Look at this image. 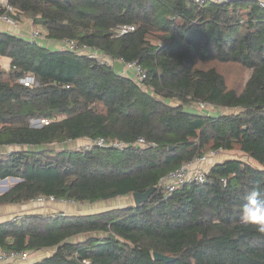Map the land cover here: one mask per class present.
Masks as SVG:
<instances>
[{"label": "trees", "instance_id": "trees-1", "mask_svg": "<svg viewBox=\"0 0 264 264\" xmlns=\"http://www.w3.org/2000/svg\"><path fill=\"white\" fill-rule=\"evenodd\" d=\"M8 3L46 37L136 61L145 78L141 84L84 54L0 31V55L9 58L0 67V146L10 148L0 151V179H18L0 192V204L39 195L91 203L153 189L137 205L2 221L0 248H53L29 264H264V234L239 219L247 193L257 185L264 192V6L257 0ZM120 24L134 29L117 35ZM228 64L248 72L242 87L227 84L221 67ZM28 74L35 84L19 81ZM197 100L231 110L210 115L186 107ZM35 118L48 122L32 125ZM99 136L127 145H69ZM138 137L147 143L137 144ZM209 148L241 154L212 164L205 182L170 192L159 184ZM84 233L90 235L73 239ZM154 251L173 259L156 260Z\"/></svg>", "mask_w": 264, "mask_h": 264}, {"label": "built area", "instance_id": "built-area-1", "mask_svg": "<svg viewBox=\"0 0 264 264\" xmlns=\"http://www.w3.org/2000/svg\"><path fill=\"white\" fill-rule=\"evenodd\" d=\"M197 4H203L206 0H191ZM260 6H264V0H257ZM0 7L3 9V12L0 13V20L7 22L9 24H16L17 9L8 3V0H0ZM134 29L133 24H120L116 27L115 32L117 35H121L125 32ZM43 37V34L38 29L30 30L27 39L31 41L38 42V39ZM63 46L62 48L68 49L79 54H84L89 58L95 59L100 64H108L114 67L116 61L121 64L123 70L119 73L132 77L138 83L143 82L145 78V72L141 68L138 62L136 61H123L120 58L106 57L102 51L99 49L89 46L87 44H80L76 40L71 38L61 39ZM129 71H132L131 74H128ZM19 81L25 85L35 84L33 75H25L19 78ZM187 108L195 109L196 111L203 114L218 115L229 112L231 109L228 107H222L215 104H212L207 101L197 100L186 106ZM32 125H41L42 123H47V118H35L30 120ZM136 143L140 145H145L147 142L143 137H138ZM81 145V146H80ZM77 145V148H89L91 145H98L104 147H115L123 148L127 145L124 141L120 139L104 138L102 136L96 137L94 139H88L84 144ZM222 148H209L208 150L202 152L199 155L194 156L192 159L181 163L177 168H174L168 171L165 175L159 178V184L165 188V190L170 192L175 186L190 182H205L208 180V171L212 164H214L215 158L223 152ZM201 163H206L204 167H199ZM225 182V179H222ZM38 204H44L46 202H53L55 197L53 195H39L32 199ZM64 214V212H62ZM20 214H15L12 219H19ZM19 258L22 260H27L29 258V251L27 250H5L0 248V264H7L10 260ZM85 264H88V261L83 260Z\"/></svg>", "mask_w": 264, "mask_h": 264}, {"label": "crops", "instance_id": "crops-1", "mask_svg": "<svg viewBox=\"0 0 264 264\" xmlns=\"http://www.w3.org/2000/svg\"><path fill=\"white\" fill-rule=\"evenodd\" d=\"M38 29L42 34L43 37L38 39V43L53 49L62 48L63 43L61 40H54L50 39L45 36V29L41 25H34L32 21L25 15L19 14L16 17V24H9L0 20V31H8L10 33L23 36L27 38L30 30ZM107 58L109 56H106ZM5 58L9 65V58L3 55H0V59ZM114 69L118 72L123 70L121 64L116 61L114 64ZM132 71H129L128 74H131ZM87 138H79L72 142H69V145L75 147L80 144H84ZM9 148V147H8ZM6 146H0V151H6L8 149ZM10 149V148H9ZM227 149H224V151ZM220 156H224V152H221L216 158L214 163L220 162L227 157L220 158ZM206 163H201L198 166L204 167ZM123 197L124 203L122 204H115L112 203L113 200L108 199L106 200H98L95 202H75V201H63V200H56L54 202H46L45 204H38L33 200H29L27 202H17V203H3L0 204V222L12 219L15 214H29V213H62L64 214H89L94 212H99L104 209H108L115 206H124L130 204L133 200L132 197L121 196ZM127 200V201H126ZM88 206H85L87 205ZM92 205V206H91ZM91 206V207H90ZM95 234V233H94ZM90 233H84L80 235H75L73 239L75 241L82 240L87 238ZM53 251L52 247L47 248H40L34 251L29 252V258L27 260H22L19 258H15L7 262V264H29L31 262L40 260L48 255H50Z\"/></svg>", "mask_w": 264, "mask_h": 264}, {"label": "rangeland", "instance_id": "rangeland-1", "mask_svg": "<svg viewBox=\"0 0 264 264\" xmlns=\"http://www.w3.org/2000/svg\"><path fill=\"white\" fill-rule=\"evenodd\" d=\"M6 62H8L7 59L1 58L0 59V67L7 68L8 64ZM221 70L225 74V78H226L227 84L229 86L235 87V88L242 87L243 82H244V80L246 79V77L248 75V72L244 68H242V67H240V66H238L236 64L222 65ZM223 152H224V156H220V158L232 157V156H240V154H241V152L238 151V149H236V148L227 149V150H225ZM246 157H247L246 155L243 156V158H246ZM246 159H248V157ZM14 182H16V181L11 180L10 177L6 178L5 180L0 179V192L6 190ZM111 200H113L112 203H115V204L124 203L123 197H116V198H112ZM85 206H88V204L85 205Z\"/></svg>", "mask_w": 264, "mask_h": 264}, {"label": "clouds", "instance_id": "clouds-1", "mask_svg": "<svg viewBox=\"0 0 264 264\" xmlns=\"http://www.w3.org/2000/svg\"><path fill=\"white\" fill-rule=\"evenodd\" d=\"M239 219L243 225L251 226L258 233L264 234V192L258 185L247 193Z\"/></svg>", "mask_w": 264, "mask_h": 264}, {"label": "water", "instance_id": "water-1", "mask_svg": "<svg viewBox=\"0 0 264 264\" xmlns=\"http://www.w3.org/2000/svg\"><path fill=\"white\" fill-rule=\"evenodd\" d=\"M169 148H171V146H169ZM5 179L6 178H4L2 180H5ZM10 179L13 180V181H17L18 180L17 178H14V177H10ZM152 189L153 188L150 187V188H147L143 192H133L131 194V197H132L134 205H137L138 203L145 201L148 198V196L150 195ZM152 255H153L154 259L163 260V261H166V262H168V261L173 259L171 256H168L166 254H162V253H159V252H156V251H154L152 253Z\"/></svg>", "mask_w": 264, "mask_h": 264}]
</instances>
